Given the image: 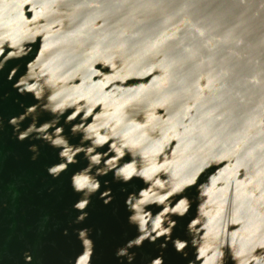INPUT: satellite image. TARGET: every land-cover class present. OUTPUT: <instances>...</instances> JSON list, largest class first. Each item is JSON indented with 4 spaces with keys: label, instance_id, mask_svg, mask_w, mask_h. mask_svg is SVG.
<instances>
[{
    "label": "water",
    "instance_id": "water-1",
    "mask_svg": "<svg viewBox=\"0 0 264 264\" xmlns=\"http://www.w3.org/2000/svg\"><path fill=\"white\" fill-rule=\"evenodd\" d=\"M0 264H264V0H0Z\"/></svg>",
    "mask_w": 264,
    "mask_h": 264
}]
</instances>
